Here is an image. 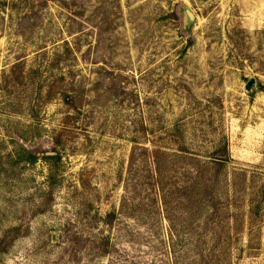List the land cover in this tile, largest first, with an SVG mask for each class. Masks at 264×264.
Returning <instances> with one entry per match:
<instances>
[{
    "label": "rangeland",
    "instance_id": "rangeland-1",
    "mask_svg": "<svg viewBox=\"0 0 264 264\" xmlns=\"http://www.w3.org/2000/svg\"><path fill=\"white\" fill-rule=\"evenodd\" d=\"M0 264H264V0H0Z\"/></svg>",
    "mask_w": 264,
    "mask_h": 264
},
{
    "label": "water",
    "instance_id": "water-1",
    "mask_svg": "<svg viewBox=\"0 0 264 264\" xmlns=\"http://www.w3.org/2000/svg\"><path fill=\"white\" fill-rule=\"evenodd\" d=\"M256 86H257V81H256V79H251V80L248 82V84L245 86V91L248 92V91H250V90L256 88Z\"/></svg>",
    "mask_w": 264,
    "mask_h": 264
},
{
    "label": "trees",
    "instance_id": "trees-1",
    "mask_svg": "<svg viewBox=\"0 0 264 264\" xmlns=\"http://www.w3.org/2000/svg\"><path fill=\"white\" fill-rule=\"evenodd\" d=\"M133 158V157H132ZM224 162H225V160H223V159H220V160H218L216 163H217V166H222L223 164H224ZM114 215H115V212H110L109 214H108V217L107 218H112V217H114Z\"/></svg>",
    "mask_w": 264,
    "mask_h": 264
}]
</instances>
